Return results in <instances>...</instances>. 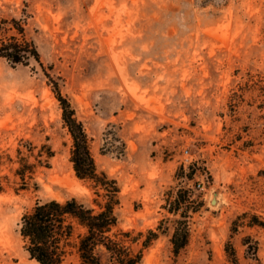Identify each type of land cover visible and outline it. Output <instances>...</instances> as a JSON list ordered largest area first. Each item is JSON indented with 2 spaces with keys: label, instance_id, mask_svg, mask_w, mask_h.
<instances>
[{
  "label": "rangeland",
  "instance_id": "rangeland-1",
  "mask_svg": "<svg viewBox=\"0 0 264 264\" xmlns=\"http://www.w3.org/2000/svg\"><path fill=\"white\" fill-rule=\"evenodd\" d=\"M0 17L27 20L45 66L0 57V264H41L19 233L36 201L106 200L76 175L46 72L118 181L120 225L158 231L143 264H264V0H0Z\"/></svg>",
  "mask_w": 264,
  "mask_h": 264
},
{
  "label": "trees",
  "instance_id": "trees-1",
  "mask_svg": "<svg viewBox=\"0 0 264 264\" xmlns=\"http://www.w3.org/2000/svg\"><path fill=\"white\" fill-rule=\"evenodd\" d=\"M26 21L17 17H0V57L12 65H29L35 61L45 67L35 39L27 35ZM46 73L53 83L63 119L73 137L70 159L76 175L94 182L99 188L98 194L106 200L101 202L95 199L99 208L76 196L65 200L49 198L36 201L24 211L19 222V233L26 250L32 259L41 264H143L145 251L158 236V231L151 228L147 234L143 231L135 233L133 229L120 225L116 211V205L120 202L118 181L99 169L84 123L77 117L69 98L62 93L58 81L49 72ZM18 151L22 153L20 148ZM53 154L49 148L48 157ZM38 162L43 163V159L38 158ZM21 163L17 173L27 185V172L32 178L35 164L28 162L25 156H21ZM181 199L179 196L175 200L172 210H179ZM239 219L234 221L233 231L238 229ZM177 223L171 237L176 256L188 244L190 235L186 217L178 219ZM251 223L264 225L257 217ZM227 251L238 262V254L231 241L227 243Z\"/></svg>",
  "mask_w": 264,
  "mask_h": 264
},
{
  "label": "bare ground",
  "instance_id": "bare-ground-1",
  "mask_svg": "<svg viewBox=\"0 0 264 264\" xmlns=\"http://www.w3.org/2000/svg\"><path fill=\"white\" fill-rule=\"evenodd\" d=\"M211 199H212V198H211ZM216 203H217V202H216ZM216 203H215V204H216Z\"/></svg>",
  "mask_w": 264,
  "mask_h": 264
}]
</instances>
